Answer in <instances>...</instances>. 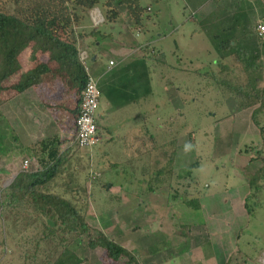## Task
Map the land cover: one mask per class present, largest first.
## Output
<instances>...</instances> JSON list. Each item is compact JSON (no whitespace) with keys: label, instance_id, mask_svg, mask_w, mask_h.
<instances>
[{"label":"rangeland","instance_id":"obj_1","mask_svg":"<svg viewBox=\"0 0 264 264\" xmlns=\"http://www.w3.org/2000/svg\"><path fill=\"white\" fill-rule=\"evenodd\" d=\"M139 3L149 8L148 14L151 18L145 21L141 30L133 27L129 15L126 14H122L124 16L118 23L106 27L105 30L112 33L111 36L98 37L96 40L102 47V52L97 50V53H94L97 66L101 68L107 65L110 54L115 56V53L109 52V46L115 48L117 45H123L128 48L123 54L130 52V57H137L142 56L147 50L141 49V46L147 47L143 41L146 38L152 39L155 46L153 48L164 52L168 65L146 61L150 70L149 102H161L162 111L165 113L167 109H173L176 113L181 108L185 116L181 121L179 115L176 116L174 122L177 131L176 168L185 171L189 164L198 161L196 166L190 168L195 181L192 179L187 182L193 196L197 194L196 192H202V189L209 194L206 198H219L221 194L224 196L219 198L222 199V203H216L215 200L213 205L204 206V209L199 210L188 208L179 201L169 202V209H164L163 214L160 212L153 214L146 208L145 201L142 204L138 203L140 199L135 202L136 204L125 205L121 203L122 196L128 198L125 203L137 198L124 188L126 183L123 182V177L126 179L129 175L134 176L132 170H126L125 173L123 164L119 163L109 168L102 166L100 173L97 169L100 166L95 159V150L98 146L90 150L81 148L77 150V156H81L83 167L80 168V172L83 177L86 169L88 172L85 175L88 196L86 219L91 230L80 236L79 240H73L70 247L78 256L84 258L81 264H126L127 259L124 256L113 261L104 249L90 248L87 245L90 238L96 237V231H101L108 237L114 236L116 241L126 248L134 250L139 264H264V185L261 184L260 187V182L256 181V190L247 187L248 183L244 178L255 172L252 168L254 164L249 165L244 173L241 169L242 164H246L250 156L255 155L254 152L252 154L247 151V146L256 149L262 140L257 133V126L249 120L252 107L237 108L233 97L221 93L220 88L214 86V79L208 78L205 74L204 71L208 70L209 66L216 67L217 61H221V58L213 50L207 35L195 31L197 21L194 19L198 14L192 13L191 6L186 5L185 0H139ZM120 8L123 10L124 6ZM7 10L15 13L10 5ZM93 11L95 12L93 24L103 17L102 7L98 3L91 11L81 12L83 22L91 24ZM89 29L90 27L83 28L84 31ZM118 33L122 35L119 36ZM85 63L89 68L88 72L98 84L99 76L92 75L93 62L90 58H85ZM119 68L121 69V66ZM208 80L210 85L207 83ZM167 81L174 85L171 86ZM217 81H220V78L217 77ZM13 84L15 74L1 82L3 89L0 91V193L16 173L22 170L24 159L29 162L27 169L36 166L32 154L26 155L30 151L25 155L20 154L22 149L19 146L15 147L18 142L15 143V139L12 138L13 136L15 138V90L11 88ZM202 85L205 87H201ZM168 86L171 87L166 89ZM180 90L189 96L188 102L182 101ZM128 95L129 93L126 97ZM131 97L128 96L127 99ZM259 119L264 118L260 116ZM181 122L186 124L177 135ZM73 159L76 157L73 156ZM90 168L98 174L94 180H90ZM263 173L264 168L254 177L259 179ZM100 182H107V186L101 185ZM132 182L131 180L129 185L132 190L142 185L140 181L139 184L136 180L135 183ZM180 182L181 186L177 187V190L183 193L186 181ZM110 183L125 186L111 188ZM166 189L168 196V186ZM158 190L156 191L158 197L165 198L166 195ZM245 191L247 194H256L255 199L253 197L248 200L247 210L240 204V196ZM116 194L119 195L118 199L115 198ZM211 209L216 211V215L212 217ZM132 210L134 212L131 213ZM14 221L10 218V228H7V224L4 223L3 227L0 220V242L4 241L3 245L0 244V264L33 262L32 258L22 259L20 255L23 249L15 248L20 232L27 236H36L33 221L25 230L22 225L15 227ZM126 227L128 232L124 233L123 229L126 231ZM47 252L45 249L44 254L37 259V264L44 260Z\"/></svg>","mask_w":264,"mask_h":264},{"label":"trees","instance_id":"obj_2","mask_svg":"<svg viewBox=\"0 0 264 264\" xmlns=\"http://www.w3.org/2000/svg\"><path fill=\"white\" fill-rule=\"evenodd\" d=\"M185 1L186 5L191 6L193 13L206 0ZM212 1L216 7L215 12L198 20L195 31L204 32L207 35L213 50L221 58V61H217L216 69L204 72L208 78L214 79V86L217 85L221 93H225L227 97H233L237 108L252 107L250 119L257 126L262 140L256 149L247 146V151L252 154L254 152L255 155L250 156L242 167V172L244 173L249 165L254 164L252 168L255 172L244 179L250 188L256 190V181L260 182V187H262L261 184L264 185V173L259 179L254 177L264 168V119H259L260 116L264 118V67L261 61V57H264V41L259 40L256 36L255 25L257 21L264 19V13L261 14L259 20H256L253 9L250 10V15L245 10L252 6L251 3L240 2L234 5L232 10L236 13L237 10L243 9L245 18L243 20L235 19V23L231 24L230 20L224 17L225 10L230 9L231 3L238 0ZM253 1V5L263 9L261 11L263 12L264 3L262 0ZM98 3L103 10L100 25L93 24L91 15L90 29L88 31L78 30V26H81L83 22L81 12L93 9ZM8 5L15 10V13L7 10ZM121 6H124V12H122ZM148 11L149 8L143 7L139 0H0V91L3 89L1 82L20 69L19 53L31 45L33 52L35 50L49 52L50 59L57 61L59 66L64 64L74 66L73 80L76 82L78 90L77 108L74 110L76 115L80 93L88 76L86 66L80 61L78 55L79 49L85 47V38L97 39L98 37H107V35L111 36L112 32L106 31L105 28H109L110 24L118 23L125 14L129 15L133 27L141 30L145 21L151 18ZM247 36L256 38L258 49L255 52L247 51L246 46H240L238 43V37ZM151 40V38H146L143 41L149 48L141 46L142 50L147 49V53L137 57L131 56L124 62L122 68L126 72L131 70L133 74L136 70L140 71L141 81L137 86L141 88V91L139 92L136 85L132 86L130 88L132 93H129V97L132 96L129 99L130 102L140 103V101L146 100L148 107L153 104L154 108L155 101L149 102L148 99V95L151 94V86L150 70L146 61L158 62L164 66L168 64L164 58V52L161 49L153 48L155 46ZM236 64L242 66L241 76L235 73ZM46 70L47 65L39 64L31 74L26 76V79L13 84L11 88L21 91L36 81V77ZM224 70L228 72L222 74ZM261 73L263 75H260ZM217 77L220 78V81H217ZM167 83L171 86L174 85L171 81H167ZM207 83L209 84V80ZM201 87H205V85ZM181 95L182 97L178 96L182 101L188 102L189 96L184 91ZM181 110L179 108L175 113L173 109H167L165 113L160 105L158 120H156L154 109L149 108L147 112L141 109L142 113L139 118L141 120L135 125L137 128L135 127L136 129L132 131L133 136L129 144L131 153L127 162L120 163L123 164L125 173L130 169L134 176L129 175L126 179L123 177L126 187H122L134 196L141 197L146 193L156 192L163 186H168L169 202L179 201L188 208L199 210L201 207L199 197L204 194V190L196 192L197 194L193 196V191L187 184L189 180L193 179L191 169L197 165L198 161L189 164L185 171L175 168L174 165L177 145V136L175 135L177 131L174 122L178 115L180 121L185 118ZM137 116L140 114L133 113L132 115V117ZM185 124L179 125L177 135L180 134V129ZM98 135L99 141L92 149L102 142L100 128ZM12 138L17 141L16 137ZM61 144L62 142L58 139L49 138L31 145L28 150L36 161V166L18 171L8 186L0 193V209L2 210L0 211V220L3 227L6 223L7 228H10V218L15 220V227L22 225L24 230L29 228L28 226L33 221V230L36 236H27L20 232L15 247L19 250L23 249L20 255L22 259L32 258L33 262L25 264H37V259L44 254L45 249L48 252L44 260L39 261V264H81L84 261V258L78 256L71 249L70 244L91 230L86 219L88 196L85 175L88 172L86 169L84 177L80 172V168L83 166L80 160L81 156H77V150L81 148L74 142L64 148L60 147ZM95 152L96 159V155L99 153L98 147ZM73 156L76 159H73ZM255 160L260 163L255 164ZM96 161L99 166L101 162ZM84 162L87 163V161ZM100 168L97 169L101 173ZM131 180L132 183H135L136 180L138 184L140 181L141 187L134 188V190L129 188ZM180 180L186 181L183 193H179L177 190V187L181 186ZM128 181L130 182L127 183ZM101 185L107 186V182H103ZM255 196V193L245 196L244 207L246 210L249 206L248 200L253 197L255 199ZM115 198L118 199L119 195L116 194ZM48 220L53 222V226L49 224ZM4 233L6 235V231ZM96 234L95 238L92 237L87 242L90 248L104 249L107 256L113 261L124 256L127 259L126 264H139L134 250L124 247L101 231H96ZM3 242L0 244L3 245ZM29 254H31L30 257Z\"/></svg>","mask_w":264,"mask_h":264},{"label":"crops","instance_id":"obj_3","mask_svg":"<svg viewBox=\"0 0 264 264\" xmlns=\"http://www.w3.org/2000/svg\"><path fill=\"white\" fill-rule=\"evenodd\" d=\"M240 2L251 3L253 7L251 6L250 8L247 7V9H245L247 10V14L250 15V10L253 9L256 20L261 18L260 16L264 13V11L261 12L263 9L253 5V0H238L237 2L233 1L231 3L232 7L225 10L224 17H226L227 20H230L231 24L235 23V19L243 20V18H245L243 9L237 10L236 13L232 10L234 9L233 6ZM262 2L264 3V0H262ZM215 9L216 7L214 2L212 0H206L202 6L194 11L195 15L198 14L194 20L198 21L202 18H205V16L214 13ZM258 9L260 10L258 11ZM91 25L92 24L84 21L81 26H78V30L90 27ZM121 35L119 34V36ZM96 40L97 39L95 38H85V47L79 49L78 55L79 58L82 54H84L86 58H90V60L93 62L91 66L94 69V73H92V75L94 76V74H97L99 76L98 85L100 90V99L97 108V122L98 127L100 128L102 142L98 145L99 153L96 155V160L101 162L99 166L102 170V166L109 168L111 165L123 163V161L127 162L126 160H128V157L131 153L129 144L133 136L132 131L137 128L135 125L141 120L139 119L142 113L141 109H143L145 112H147V109L149 108L154 109V113L156 115L155 119L158 120V108L160 105H162V103L156 102L153 108V104L152 106L149 105L148 107L146 100L143 102L140 101V103L130 102V100L127 99L129 95L126 97V94L132 93L130 88L135 85L137 86L140 83L141 78L139 77L140 71L136 70L133 74L131 73V70L126 72L122 68L123 63L130 59V52L129 54L126 53V55L123 54L128 48L124 47L123 45V47L117 45L115 48L109 46V52L115 53L114 55L116 57L110 56V54L108 61L112 60L114 64L109 66L107 61V65L98 68L96 55H94V53H97V50L102 52V47L99 45V42H96ZM238 43L240 46H246L247 51L255 52L258 49L256 47V38H254V36L238 37ZM88 51H90V53H88ZM49 56L50 53L47 51L35 50L33 52L31 45L24 48L18 55L20 69L15 72V84L26 79V76L31 74L39 64L47 65V70L36 77V81L21 91L15 89V137L17 139L15 143L18 142L15 147H21L22 150L19 152L20 154L25 155L28 153V149H30L29 147L31 145L39 141L48 140L49 138H54L55 140L58 139L62 142L60 147L64 148L70 144V140L74 133V118L76 113L74 110L77 108L76 106L78 97L76 82L73 80L75 68L73 65L68 66L66 64L59 66L58 62L50 59ZM124 58L127 59L125 60ZM261 61L264 67V57H261ZM84 64L86 66L87 73L90 74V72H88L89 68L85 63V59ZM120 66L121 69L119 68ZM241 68L242 66L236 64L234 67L236 75H242L243 70H241ZM211 69L214 70L216 67L213 68L209 66L208 70L206 71H210ZM227 72V70H224L222 74ZM262 73L260 75H263ZM138 90L140 92L141 88ZM140 99L141 97L139 100ZM133 113L140 114V116L132 117ZM249 120L251 122L250 112ZM26 155H30V152ZM140 162L141 161H139V164H141ZM255 163L259 164L260 162L255 160ZM175 164L176 155L174 159V165ZM244 165L245 164H242L241 169ZM110 184L109 186H111V188L122 187ZM123 186H125V184ZM158 191H161V194H165L166 197L161 198V196L158 197L157 192H151L142 195L141 197L134 198L127 203L125 202L128 201V198L126 196H122L123 200L121 203L125 205H133L140 199L141 201L138 203L142 204L145 201L144 204L146 208L152 211L153 214H157L158 212L163 214L164 209H169L166 186L161 187ZM154 194L157 196L153 197L152 195ZM246 195L247 192L245 191V193L243 192V194L240 196V204L242 206H244ZM220 196L223 197L224 195L221 194ZM206 197H209V194L207 191H204V194L199 198L201 205L200 209H204V206L207 205H213L215 200H217L216 203H222V199H219L221 197ZM130 212L132 213L134 210ZM210 212V217L216 215V211L214 209H211ZM154 216L156 219V215ZM150 217L153 218L151 215ZM123 232H128V228L126 231L123 229ZM212 233H214V230ZM109 237L116 241L114 236L109 235Z\"/></svg>","mask_w":264,"mask_h":264},{"label":"built area","instance_id":"obj_4","mask_svg":"<svg viewBox=\"0 0 264 264\" xmlns=\"http://www.w3.org/2000/svg\"><path fill=\"white\" fill-rule=\"evenodd\" d=\"M92 19L95 17L93 11ZM102 20L94 21V24H98ZM255 33L259 40L264 41V19L256 22ZM85 55L80 56L81 62L84 64ZM114 62L109 60L108 65H113ZM85 65V64H84ZM88 74V73H87ZM100 99V90L97 81L88 74L86 82L80 93V101L78 106V113L74 118V133L71 142H74L78 147L84 149H91L99 141V127L97 125V108ZM28 160L24 159L21 165V169L28 168ZM97 173L90 170V180L95 179Z\"/></svg>","mask_w":264,"mask_h":264},{"label":"clouds","instance_id":"obj_5","mask_svg":"<svg viewBox=\"0 0 264 264\" xmlns=\"http://www.w3.org/2000/svg\"><path fill=\"white\" fill-rule=\"evenodd\" d=\"M102 21V20H101ZM136 35H137V33H136ZM86 58V57H85ZM84 58V59H85ZM80 59V58H79ZM80 61H81V59H80ZM97 125H98V123H97ZM72 139V138H71ZM71 141V140H70ZM186 147H189V146H186ZM89 150V149H88ZM93 170V169H92ZM94 171V170H93ZM98 175V174H97ZM97 177V176H96Z\"/></svg>","mask_w":264,"mask_h":264},{"label":"water","instance_id":"obj_6","mask_svg":"<svg viewBox=\"0 0 264 264\" xmlns=\"http://www.w3.org/2000/svg\"><path fill=\"white\" fill-rule=\"evenodd\" d=\"M48 222H49V224H50L51 226H53V222H52V221L48 220ZM171 264H172V263H171Z\"/></svg>","mask_w":264,"mask_h":264}]
</instances>
